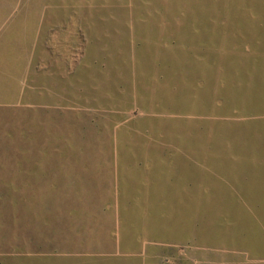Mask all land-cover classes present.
Here are the masks:
<instances>
[{
  "label": "rangeland",
  "instance_id": "1",
  "mask_svg": "<svg viewBox=\"0 0 264 264\" xmlns=\"http://www.w3.org/2000/svg\"><path fill=\"white\" fill-rule=\"evenodd\" d=\"M0 264H264V0H0Z\"/></svg>",
  "mask_w": 264,
  "mask_h": 264
}]
</instances>
